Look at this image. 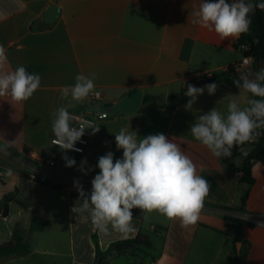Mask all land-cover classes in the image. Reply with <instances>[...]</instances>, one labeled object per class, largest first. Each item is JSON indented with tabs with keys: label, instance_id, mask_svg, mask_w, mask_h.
Here are the masks:
<instances>
[{
	"label": "crops",
	"instance_id": "1",
	"mask_svg": "<svg viewBox=\"0 0 264 264\" xmlns=\"http://www.w3.org/2000/svg\"><path fill=\"white\" fill-rule=\"evenodd\" d=\"M246 2L255 4L260 0ZM200 3L0 0V45L6 51L5 69L23 66L41 78L40 87L27 101L17 104L10 97H0V144L10 143L9 155L0 152V173L13 170L12 176L0 175V212L4 210V198L13 194L6 219L0 218V245L12 241L19 229L33 250L26 256L0 258V264H95L98 248L106 251L111 244L139 234L149 238L152 248L148 258L156 264H237L232 259L239 254L245 256L243 264H264V228L245 223L237 229L225 219L239 212L264 216V154L261 159L251 160L253 184L245 190L244 183H240L244 171L239 154L241 149L249 154L254 147L233 148L235 157L225 161L224 157L213 156L190 132L197 118L213 108L226 116L230 100L236 99L243 108L248 99L259 97L225 82H215V94L205 90L190 110H186V104L164 105L157 101L142 102L135 114L110 115L98 122L100 131L92 134L84 154L65 152L51 143L54 114L61 107L68 112L95 115L135 88L143 90V98H169L186 84L223 73L230 63L241 60L243 52L235 47L238 39L221 40L214 31L192 23V13ZM52 4L60 8V16L49 27L43 16ZM255 69L259 70L254 62L251 72ZM78 74H95L94 91L101 92L102 99L92 101L88 96L77 102L71 95L63 97L61 89L74 86ZM121 128L136 131L138 139L165 134L190 156L197 174L210 182V192L195 226L183 228L178 220H169L155 211L133 209L135 233L124 238L109 225L111 234L105 236L94 230L88 212L71 211L82 203L74 178H94L99 173L98 158L109 151L114 153V161L122 158L123 150H117L115 142ZM32 154L53 160L55 165L37 164ZM64 155L75 159L76 165L66 167ZM85 159V169H91L86 175L80 171ZM246 191L249 196L242 207ZM34 218L50 225L34 230ZM236 233L248 243L239 253ZM37 252L49 257L32 258ZM113 262L139 264L124 255L109 264Z\"/></svg>",
	"mask_w": 264,
	"mask_h": 264
},
{
	"label": "clouds",
	"instance_id": "2",
	"mask_svg": "<svg viewBox=\"0 0 264 264\" xmlns=\"http://www.w3.org/2000/svg\"><path fill=\"white\" fill-rule=\"evenodd\" d=\"M254 9L264 11V0L258 3H247L246 0H201L197 10L192 13V23L209 31H214L221 40L239 39L249 32L251 18L249 13ZM252 57H244L243 64L250 65ZM6 51L0 45V97H10L19 104L27 101L38 90L41 78L36 73H29L25 67L15 70L5 69ZM250 71V70H249ZM95 74L86 76L78 74L72 87L61 89L64 98L71 95L72 100L82 102L94 93ZM235 86L252 97L247 106L241 108L236 99L230 100L227 115H222L216 108L200 115L197 122L191 125L190 132L195 140L205 146L213 156L231 157L233 148L252 142L264 129V68L255 74L241 73L234 80ZM218 85L213 82L203 87L187 86L185 95L190 97L185 105L190 110L198 96L205 90L214 95ZM99 95V93H94ZM74 117L64 107L54 114L52 131L55 139L53 145L67 151L80 152L75 145L81 141L85 129L92 134L100 131L99 126L91 121L81 120L78 127L70 124ZM117 150H123L122 158L115 159L109 151L98 158L96 167L99 173L91 181L92 190L87 194L79 181L74 186L79 193L81 205L71 209L73 213L88 212L94 230L107 236L111 230L120 233L124 238L135 233L133 226V209L151 213L153 211L169 220H178L181 227L195 226L208 196L210 182L197 174V166L181 146L170 140L165 134H150L138 139L136 131L121 128L115 134ZM10 143L0 144V152L9 155ZM242 155L247 152L241 149ZM66 167L76 165L75 159L63 156ZM87 160H82L80 171L85 175ZM0 175L12 176L13 170L6 169ZM87 219V217H85Z\"/></svg>",
	"mask_w": 264,
	"mask_h": 264
},
{
	"label": "trees",
	"instance_id": "3",
	"mask_svg": "<svg viewBox=\"0 0 264 264\" xmlns=\"http://www.w3.org/2000/svg\"><path fill=\"white\" fill-rule=\"evenodd\" d=\"M236 49L243 52L244 57H252L256 63L258 69L261 68V62H264V11L257 9V14L254 20H251L250 30L244 33L238 39ZM246 47V49L244 48ZM239 75L237 73H218L210 76H203L202 81H197L194 83L186 84L182 90L177 95L169 96V99L176 102L177 104L184 105L187 104L190 97L185 95L187 91V86L189 84L195 87H203L209 83L213 82H225L234 87V80L238 79ZM165 98L162 95H145L143 98V103L157 102ZM260 99V98H259ZM262 130V137L256 143L247 142L240 146L251 145L254 147L252 152L244 156H241L243 161V171L244 174L240 177V183L253 184V179L251 177V166L250 162L253 159H261L264 154V129ZM13 194L6 196L2 202L4 205V214L7 216L8 203L11 201ZM249 196V191H246L242 197V207L245 206ZM225 219L229 223L235 224L237 229H240L243 221L226 216ZM50 223L48 221H42L37 218L32 220V229L42 230L48 227ZM235 245L240 242L242 245L248 244L240 233L234 235ZM152 248V244L149 238L144 234H139L134 239H126L110 245L106 251H101L99 248L96 250V260L95 264H109L111 260L116 259L120 256H126L128 258L138 259L140 262L148 257V251ZM31 244L26 241L19 229L15 230L13 234L12 241L0 245V258L9 256H26L32 253ZM237 264H243L245 261V256L243 254L236 255L232 259Z\"/></svg>",
	"mask_w": 264,
	"mask_h": 264
},
{
	"label": "built area",
	"instance_id": "4",
	"mask_svg": "<svg viewBox=\"0 0 264 264\" xmlns=\"http://www.w3.org/2000/svg\"><path fill=\"white\" fill-rule=\"evenodd\" d=\"M244 48L246 49V47H244ZM243 59H244V56L241 60L230 63L226 67L225 72L226 73H237V74L241 72V73H244L245 75L250 73L253 69V66H254V60L252 59V62L250 63V65L246 66L243 64ZM97 92L99 93L98 96L94 94ZM94 93L89 95L90 100L99 101L100 99H102L101 92L94 91ZM69 113L74 117V119L70 121V124L74 127H78L79 122L81 120H88V121H91L94 125H97L98 122L106 120L110 116V114L106 111V109L98 111L95 115L79 114V113H74V112H69ZM85 130H86V132L82 136L81 141H78L75 145L76 148L82 149V151L77 152V151H70L69 150V152H73L76 154H84L85 153L87 147L90 144V140L92 138V130L91 129H85ZM257 132L259 134L256 136V138L251 143L258 142L260 140V138L262 137V130L258 129ZM54 139H55V137L53 136V138L51 139L52 145H53ZM54 146L58 147L57 145H54ZM31 159L33 161H35L37 164H47L49 166L55 165V162L53 160H49L45 157L37 156L34 154L31 155ZM35 168H38V167H35ZM1 177H4V175H1ZM35 178L36 177L33 176V179H35ZM92 179H93L92 177L77 176L76 178H74L73 184H75L76 181H79V183L82 185L83 190L85 192H91V190H92V185H91ZM228 216L239 219L246 224L264 228V216L263 215H253V214H248V213H244V212H239V213H232L231 215H228ZM0 218L6 219V216L4 214V210H2L0 212ZM147 264H156V261L154 259H150L147 262Z\"/></svg>",
	"mask_w": 264,
	"mask_h": 264
},
{
	"label": "water",
	"instance_id": "5",
	"mask_svg": "<svg viewBox=\"0 0 264 264\" xmlns=\"http://www.w3.org/2000/svg\"><path fill=\"white\" fill-rule=\"evenodd\" d=\"M257 14V9H254L252 12L249 13V16L251 20H254ZM60 16V8L52 4L44 13L43 19L46 24V26H52L56 23ZM261 68H264V62H261ZM238 75H241V72L238 73ZM143 90L140 88L131 89L128 92H126L118 102L113 104L112 106H109L106 111L110 115H126V114H135L140 110L141 104L143 102ZM235 157V155L232 153L231 157H224L225 161H230ZM250 187V184L244 183L243 188L245 190H248ZM238 253L240 252V249L242 247V243L238 242L236 244Z\"/></svg>",
	"mask_w": 264,
	"mask_h": 264
},
{
	"label": "rangeland",
	"instance_id": "6",
	"mask_svg": "<svg viewBox=\"0 0 264 264\" xmlns=\"http://www.w3.org/2000/svg\"><path fill=\"white\" fill-rule=\"evenodd\" d=\"M255 72H256V69H255V71H253V72H251V73H248L247 75H249V74H255ZM158 102L159 103H162V104H164V105H173V104H175L176 102H174V101H172V100H170L169 98H163V99H161V100H158ZM53 153H56V152H53ZM49 257V255L47 254V255H45V254H43V253H40V252H37V253H35L33 256H32V258H36V259H43V258H48ZM149 260V258L148 257H145L144 258V260L143 261H139L138 259H136V261L139 263V264H145V262H147ZM122 262V261H121ZM112 264H120V263H118V262H113Z\"/></svg>",
	"mask_w": 264,
	"mask_h": 264
}]
</instances>
